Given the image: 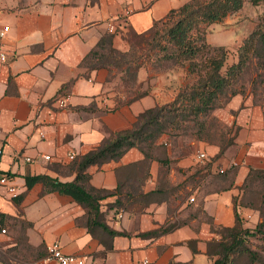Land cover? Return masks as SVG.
<instances>
[{
	"label": "crops",
	"instance_id": "crops-1",
	"mask_svg": "<svg viewBox=\"0 0 264 264\" xmlns=\"http://www.w3.org/2000/svg\"><path fill=\"white\" fill-rule=\"evenodd\" d=\"M187 1L99 0L91 5L88 0H8L3 5L1 20L10 31L4 41L8 61L0 64V178L7 177L8 185L16 190L15 197H22L15 201L0 185V214L13 218L18 212L23 214L32 224L26 230L31 247L58 242L65 254L83 257L85 264H211L205 254L206 243L216 236L210 232L208 220L214 226L232 227L233 198L241 197L240 187L250 169L264 171V94L236 95L227 104L226 109L235 112L232 123L237 129L231 161L226 154L200 179L193 175H198L197 168L205 162H197L196 151L181 155L169 149L168 166L152 161L142 187L145 193L164 187V201L140 213L108 209L107 204L114 203L116 197L101 201L107 225L130 235L115 237L111 250L106 251L87 232L82 224L84 210L71 197L41 195V184L27 189L24 179L48 175L71 182L73 175H58L49 166L70 164L74 157L95 149L106 130H127L140 113L173 100L180 85L178 71H158L147 63L137 73L141 91L147 94L129 105L122 104L126 93L119 86L120 75L104 69L65 85L85 73L81 62L105 33L115 32L113 47L127 52L129 28L143 33ZM63 86L66 95L58 96ZM64 97L67 100L61 107L57 102ZM160 141L167 145L164 135ZM196 149L209 159L218 152L216 146L204 142H197ZM26 157L32 162H25ZM142 159V153L133 148L100 170L90 167V184L113 190L118 181L115 169ZM232 163L236 164L233 187L215 191L217 170ZM198 204L202 212H197ZM238 214L245 226L253 222L254 228L260 222L257 211L239 207ZM174 223L171 232L157 238L138 236ZM189 241H196V253L188 247Z\"/></svg>",
	"mask_w": 264,
	"mask_h": 264
},
{
	"label": "trees",
	"instance_id": "trees-1",
	"mask_svg": "<svg viewBox=\"0 0 264 264\" xmlns=\"http://www.w3.org/2000/svg\"><path fill=\"white\" fill-rule=\"evenodd\" d=\"M88 1L94 5L99 0ZM248 1L252 5L262 4L264 9V0ZM244 2L245 0H189L177 9L170 10L163 19L154 21L143 33L138 34L129 28L127 52H120L113 47L115 32L101 36L96 46L81 62V67L86 69L85 73L79 74L65 87L72 85L81 77L87 78L92 71L104 69L109 74L120 75L119 86L126 93V99L122 104L129 105L147 94L146 91H141V84L137 81L138 70L145 63L151 64L158 71L187 65V72L194 75L196 80L192 86L176 94L171 102L140 113L131 128L118 132L106 130L107 135L95 149L74 157L70 164L49 166V169L58 175H73L71 182L63 183L48 175L26 176L24 178L26 188L31 189L34 185L41 184L43 188L41 195L59 193L71 197L84 210L83 226L106 251L112 249V240L115 237H130L127 233L115 231L107 225L105 212L100 210L101 201L116 197L114 203L107 204L108 209H114L115 212L140 213L151 204L161 203L166 199L164 194H161L164 187L159 186L147 193L143 192L142 187L148 178L149 165L152 161L159 162L163 167L168 166L170 162L165 154L163 157H155L152 153L164 149L161 143L157 142L165 133L166 122L176 117L175 113L178 115L183 99L189 98L192 101V106H187L189 112L194 115L207 114L213 109L217 98L226 94L240 81L252 61L256 62V70L263 73L259 77L264 78V14L259 24L243 39L237 50V62L228 66L224 72L226 50L222 46L211 45L206 40L205 27L220 23L227 16L236 13ZM65 87L59 90L58 96L65 94ZM236 94L239 93L232 92V96ZM220 137L221 140L216 143L211 139L200 140L216 146L218 152L197 168L198 175L194 174V177L199 176L200 179L205 177L210 173L214 163L235 149L236 128L232 138L224 134ZM133 148L142 153L143 159L115 169L118 180L115 189H97L90 184L91 176L88 173L90 167L100 170L107 163L119 161ZM235 168L236 166L230 165L223 173H217L216 179H213L215 191H227L233 187ZM167 171L168 168L163 170L164 176ZM240 190L241 197L233 198L235 222L232 227L214 226L211 220H208L210 232L220 236L219 240L212 239L206 243L205 254L211 260V264H256L260 261L257 252L248 247L247 238L261 237L264 240V171L250 169ZM21 197L22 195H19L13 199L19 201ZM198 205L197 212H202V205ZM239 207L258 212L260 222L252 232L243 229V222L238 214ZM10 222L12 223L9 224ZM0 224L16 231L9 249L3 254L0 251L1 259L6 261L8 253H11L9 257L19 259L20 262L27 259L39 261L46 255V247L33 248L28 244L26 230L32 224L24 219L22 213L18 212L15 218L0 214ZM176 225L167 224L138 236L143 239L157 238L171 232ZM187 245L196 253V241H189Z\"/></svg>",
	"mask_w": 264,
	"mask_h": 264
},
{
	"label": "rangeland",
	"instance_id": "rangeland-1",
	"mask_svg": "<svg viewBox=\"0 0 264 264\" xmlns=\"http://www.w3.org/2000/svg\"><path fill=\"white\" fill-rule=\"evenodd\" d=\"M263 14L264 9L262 4L252 5L248 0H245L239 11L227 16L220 23L205 27L207 42L214 46H222L227 52L223 72L228 66L237 62L238 48L241 46L243 39L253 31L257 24H259ZM172 70H176L180 74V85L178 86L177 94L192 86L196 80L194 75L187 72V65L177 66ZM260 74H263L262 71H257L256 62L252 61L240 81L226 94L220 95L215 101L213 109L207 114L194 115L189 112L187 106H192V101L189 100V98H184L182 107L178 109V115L175 113L176 117L166 122V130L163 135L165 136L167 145L164 144V141L161 142L160 139L157 142L159 144L161 143V146H163L165 150L159 149V151H153L152 156L163 157L165 154V156L168 157L167 154L169 149L176 152V154L181 153V155H185L191 151H196L195 153H198V150H195L197 142L211 139L216 143L221 140L220 135L223 134L232 138L236 128L235 124L232 123L235 112L232 110L228 111L226 109L227 104L236 95H245L249 93L256 96L264 94V78L259 77ZM232 92H238L239 94L232 96ZM233 154V150H230L228 153V156H231L229 161H231ZM206 157L205 163L209 161L207 155ZM11 223L12 222L9 224ZM251 223L252 224L249 226L243 225V229L252 232L255 227L253 228V222ZM5 229L7 232L5 237L0 238V251L2 254L9 249L16 235V231L8 228V226L5 227ZM215 236V240L220 239V236ZM247 244L248 247L258 254L260 261L256 264H264V240H262L261 237H248ZM9 256H11V253L7 254L6 261L0 258V264H36L38 261V259H27L25 262H20L19 259L14 260ZM18 257L21 258V255ZM26 257L30 258L28 255H26Z\"/></svg>",
	"mask_w": 264,
	"mask_h": 264
},
{
	"label": "built area",
	"instance_id": "built-area-1",
	"mask_svg": "<svg viewBox=\"0 0 264 264\" xmlns=\"http://www.w3.org/2000/svg\"><path fill=\"white\" fill-rule=\"evenodd\" d=\"M8 0H0V64H5L8 61V54L5 49L4 41L7 38V35L10 31V27L1 20V16L4 14L3 5ZM110 31H113V27H109ZM66 98H60L58 100V104L62 107L65 105ZM42 135V134H41ZM45 160H49V156L43 157ZM69 159L72 160L73 156H69ZM207 159L206 154L204 152H198L196 154V160L199 163L204 162ZM25 162H32L31 158H24ZM231 165L236 166L235 163ZM225 169H218L217 173H223ZM9 179L5 176L0 178V185L5 186L7 188V192L15 197V188L13 186L8 185ZM189 202H193V199L190 198ZM6 229L0 224V235H6ZM147 261H144L143 264H147ZM36 264H85V259L83 257H77L75 255H67L62 251V248L58 242H53L46 246V255L41 258Z\"/></svg>",
	"mask_w": 264,
	"mask_h": 264
}]
</instances>
